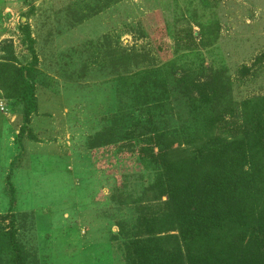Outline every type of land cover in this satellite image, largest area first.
Here are the masks:
<instances>
[{
	"label": "rangeland",
	"instance_id": "374dc122",
	"mask_svg": "<svg viewBox=\"0 0 264 264\" xmlns=\"http://www.w3.org/2000/svg\"><path fill=\"white\" fill-rule=\"evenodd\" d=\"M25 24L37 110L18 138L22 108L0 97V215H14L28 264H125L119 231L137 205L108 197L125 181L143 201L152 178L122 142L118 78L203 64L225 71L235 101L263 94L264 61L238 70L264 51V0H0V43L18 67L32 59Z\"/></svg>",
	"mask_w": 264,
	"mask_h": 264
},
{
	"label": "trees",
	"instance_id": "16d2710c",
	"mask_svg": "<svg viewBox=\"0 0 264 264\" xmlns=\"http://www.w3.org/2000/svg\"><path fill=\"white\" fill-rule=\"evenodd\" d=\"M19 29L30 65L16 66L11 44L0 43V97L22 108L18 138L37 110L34 41L26 24ZM263 61L264 51L239 75L256 74ZM118 94V110L130 118L122 142L152 178L143 201L131 200L125 181L108 197L137 205L119 231L128 242L124 263L264 264V93L235 101L223 69L173 62L120 76ZM0 220L8 221L0 264H28L14 215Z\"/></svg>",
	"mask_w": 264,
	"mask_h": 264
},
{
	"label": "built area",
	"instance_id": "2783aa9c",
	"mask_svg": "<svg viewBox=\"0 0 264 264\" xmlns=\"http://www.w3.org/2000/svg\"><path fill=\"white\" fill-rule=\"evenodd\" d=\"M0 110L3 112L4 111V108L2 106V104L0 103Z\"/></svg>",
	"mask_w": 264,
	"mask_h": 264
}]
</instances>
